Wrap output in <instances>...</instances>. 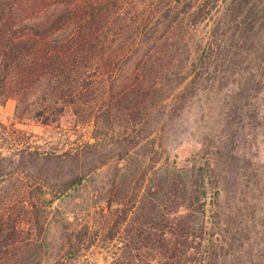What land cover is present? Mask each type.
<instances>
[{
  "label": "trees",
  "instance_id": "trees-1",
  "mask_svg": "<svg viewBox=\"0 0 264 264\" xmlns=\"http://www.w3.org/2000/svg\"><path fill=\"white\" fill-rule=\"evenodd\" d=\"M152 2L0 0V102L15 101L18 123L47 127L70 112L76 127L92 126V142L57 153L0 124V264H95L93 249L104 264L218 259L220 216L206 207H216L219 181L211 204L212 176L200 175L187 194L175 174L156 165L162 146L153 145L147 126L168 98L178 109L211 78L218 86L232 78L236 86L246 77L264 87V0H156L151 10ZM139 155L143 163L131 175L101 188L103 206L90 208L87 221L70 228L58 218L55 201L111 161ZM149 171L159 181L146 192ZM53 223L62 241L48 255L44 235Z\"/></svg>",
  "mask_w": 264,
  "mask_h": 264
},
{
  "label": "rangeland",
  "instance_id": "rangeland-1",
  "mask_svg": "<svg viewBox=\"0 0 264 264\" xmlns=\"http://www.w3.org/2000/svg\"><path fill=\"white\" fill-rule=\"evenodd\" d=\"M152 3L151 10L156 0ZM201 29L193 35L195 42L202 35ZM244 78L247 82L242 79L236 86L232 78L222 79L220 86L212 78L202 82L188 92L178 109L168 98L164 109L151 113L147 126L154 130L153 145L162 146L163 155L156 165L169 172L170 177L175 174L185 184L180 187L187 194L198 189L195 183L200 175L212 176L215 179L206 186L207 203L211 204L216 191L214 182L219 181L221 194L216 207H206L217 210L220 216L216 218L219 228L213 241L222 247L213 264H264V87L257 80ZM14 104L12 98L0 102V124L26 132L41 149L61 153L92 142L91 123L76 127L70 112L58 123L43 127L32 122L18 123ZM147 148L144 146L140 152ZM140 155L119 164L111 161L66 197L55 201L52 206L59 209L58 218L64 219L70 228L87 221L86 213L95 210L90 208L103 206L98 199L101 188L108 190L115 175L120 179L124 174L131 175L132 168L143 163ZM147 177L146 192L159 181L153 171L147 172ZM166 196H162L161 202H166ZM61 228L53 223L44 235L48 255L55 254L61 245ZM92 251L88 255L91 263H107L100 250Z\"/></svg>",
  "mask_w": 264,
  "mask_h": 264
}]
</instances>
